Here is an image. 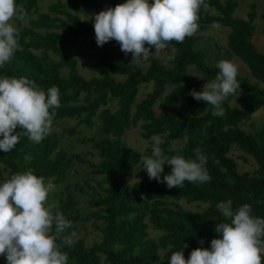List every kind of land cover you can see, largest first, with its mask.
I'll list each match as a JSON object with an SVG mask.
<instances>
[{
	"label": "trees",
	"instance_id": "obj_1",
	"mask_svg": "<svg viewBox=\"0 0 264 264\" xmlns=\"http://www.w3.org/2000/svg\"><path fill=\"white\" fill-rule=\"evenodd\" d=\"M95 1L57 0L48 5L46 12L29 19L26 26H21L22 21L18 19L12 20L21 50L0 67V77L23 76L45 92L57 86L61 106L55 109L54 121L70 118L75 123L62 128L58 134L50 132L39 143L21 135L13 150L0 151V183L12 174L31 169L34 175L44 177L45 183L59 184L74 162L86 164L92 174L99 176L96 189L84 183L91 190L87 203L95 208L87 217L99 221L100 239L91 245L85 246L78 237L77 224L82 217L73 193L66 190L58 198L56 210L72 222L65 235L73 231L77 234L73 246L61 249L68 254V264H168L169 245H173L172 251L188 253L196 248L208 249L212 239L220 238L215 232L216 224L230 223L217 209L218 203L229 199L233 210L249 204L251 214L264 219V126L254 132H245L238 126L256 110H264V89L249 78L237 75L240 91L223 102L222 115L214 116L211 105L189 94L191 90L201 91L203 84L213 80L219 71L215 63L195 48V34L186 37L183 43L171 42L172 52L164 63L152 54L148 61H142L146 65L141 70L123 56L113 57L102 51L89 65L95 74L84 78L77 71L75 59L62 49L81 37L91 40L95 36L93 22L84 23L75 13L77 4L89 8ZM15 2L26 9L27 18L35 11L38 0ZM206 2L210 10L201 9L198 25L218 23L226 27L227 51L244 64L253 78L264 84V51L258 52L250 41L255 17L253 5L242 19L233 15L235 0ZM124 3L126 0H105L108 8ZM48 51L55 52V60L48 56ZM188 67L194 69L196 77L185 83ZM141 84H150V89L134 102ZM108 99L116 104L113 109L104 107ZM231 100L236 102L235 107L230 106ZM157 102L160 111L154 114L152 107ZM174 103H178L180 110L169 109ZM94 120L99 124V137L82 138L78 142L87 143L98 162L85 161L60 147L62 137L75 135L80 127L90 128ZM136 123H140L142 138H160V147L169 157L182 155L185 159H195L194 149L201 148L207 157L205 166L211 180L203 184L185 181L183 187L169 189L147 175L127 184L130 170L136 165L142 166L140 157L150 156L154 143L150 141L143 152H138L121 140L124 131ZM173 140L183 142L178 148H170ZM231 144L253 159L252 172L236 170L234 161L227 156ZM170 171L165 164L161 179ZM75 189L85 192L77 185ZM164 197L201 202L206 206L200 212H191L179 206L169 207L161 200ZM145 219L161 232L157 241L148 237ZM184 244L188 247L184 248Z\"/></svg>",
	"mask_w": 264,
	"mask_h": 264
},
{
	"label": "clouds",
	"instance_id": "obj_2",
	"mask_svg": "<svg viewBox=\"0 0 264 264\" xmlns=\"http://www.w3.org/2000/svg\"><path fill=\"white\" fill-rule=\"evenodd\" d=\"M210 7L206 0H126L88 19L93 20L97 46L115 40L121 52L131 53L132 63H139L149 60L150 48L158 52L173 41L180 44L193 36L201 9L209 11ZM26 15V9L15 0H0V67L21 50L18 31L11 21H23ZM212 27L220 25L214 23ZM215 67L219 70L215 78L204 83L201 91L191 90L189 94L211 105L212 114L219 116L224 113L223 102L240 91V83L238 68L232 61L219 60ZM60 106L57 86L45 92L26 77H0V151L13 150L21 135L41 142L50 133L55 109ZM18 128L22 131H16ZM153 140L151 155L140 157L150 180L164 183L169 189L183 187L185 181L203 184L211 180L201 148L194 149L195 159L169 157L160 147V138ZM165 164L171 171L161 179ZM54 191L53 183H45L44 177L34 175L31 169L12 174L0 183V256L7 264H68V254L61 249L73 246L77 234L73 231L65 235L72 222L56 210L55 204L48 203V195ZM217 209L230 221L216 224L220 238L212 239L208 249L192 250L187 259L182 250L172 251L173 245H169L168 264H262L264 219L253 216L249 204L233 210L230 199L218 203Z\"/></svg>",
	"mask_w": 264,
	"mask_h": 264
},
{
	"label": "rangeland",
	"instance_id": "obj_3",
	"mask_svg": "<svg viewBox=\"0 0 264 264\" xmlns=\"http://www.w3.org/2000/svg\"><path fill=\"white\" fill-rule=\"evenodd\" d=\"M57 0H38L35 11L27 18H25L21 22V26H26L27 21L35 16L37 13H42L47 11V7L50 3ZM60 2H65V0H58ZM236 6L233 11V15L238 18L245 19L246 14L249 11V6L253 5L255 11V17L252 20V32L250 36V41L254 45L255 49L258 52L264 51V37L262 35V29L264 28V0H235ZM78 11L75 13L78 15L80 20L84 23L93 22L92 19H88V17H92L94 14H98L100 11L106 10L108 7L105 4V0H96L94 5L89 8L82 7L80 4L76 5ZM16 28V25L13 21H11ZM213 24L208 25H198V30L195 35L197 37L195 41V48L201 50L206 59L210 62L216 63L219 60H230L232 61L238 68V75L245 76L249 78V80L261 88L264 89V84L259 82L257 79L253 78L248 69L244 66V64L234 55L229 53L226 49V27L214 28ZM17 29V28H16ZM64 52L70 54L76 62V68L80 75L84 78H88L95 73L89 69V65L92 60L98 56V54L102 51L109 53L111 56H123L130 63H132L131 53L125 55L120 50V45L115 41L111 40L105 43L102 47L97 46L95 42V36L89 40L87 38L81 37L77 39L70 46L62 49ZM155 48H150V52L160 61L165 62L170 53L172 52V47L169 44L168 47L164 50L155 52ZM48 56L55 60L56 54L53 51L47 52ZM135 68L143 69L146 65L145 62L132 63ZM63 72V71H61ZM196 77V72L192 67L187 68V74L184 79L185 83H189ZM150 89V84H141L137 88V93L135 96V101H139L143 95L148 92ZM169 88H166V92ZM157 102L153 105L154 114H158L160 111V107ZM116 106L113 100L108 99L104 107L113 109ZM230 106L235 107L236 102L231 100ZM171 111H178L180 107L178 103H174L169 108ZM75 123L74 119L64 118L53 121V125L50 132L59 133L62 128L71 126ZM140 123H136L135 125H130L122 134L121 140L137 150L138 152H143L147 147L150 141H154L153 136L149 139H144L139 135ZM240 129L245 132H254L258 130L260 127L264 126V110H256L249 117H247L241 124L238 125ZM99 124L96 120L93 121V125L90 128H77V132L73 136H64L60 139L59 145L63 149H65L68 153H76L85 161H89L91 163L98 162V157L96 153L89 147L87 143L78 142L79 139L93 137H99ZM182 140H173L170 142V148H178L182 144ZM227 156L232 159L235 163L236 170L238 172H252L255 164L253 159L241 151L235 144H231L228 151ZM147 176L145 170H143L142 166L136 165L134 166L127 178V184H131L135 181H138ZM99 176L92 174L89 170V167L84 163L74 162L68 173L66 178L59 184L55 185V191L49 193L48 195V203L57 205L58 198L61 197L66 190L73 193L76 199V207L79 210L82 220H80L77 224L78 227V237L83 241L85 246L91 245L93 242L98 241L100 239V232L97 228L99 225V221L94 218L87 217L89 212L93 211L95 208L90 207L87 203L88 195L91 190L85 186V182L88 183L89 186L96 189V181H98ZM75 185L82 187L84 193H80L75 189ZM164 201L169 207L179 206L184 210L191 212H200L205 208V204L201 202H186L182 199H173L171 197H164L161 199ZM146 222V231L148 237L157 241L160 231L153 229L149 222L145 219ZM159 254H161V251ZM184 256L188 257L190 253L184 252ZM1 264H7L5 259L0 258Z\"/></svg>",
	"mask_w": 264,
	"mask_h": 264
}]
</instances>
